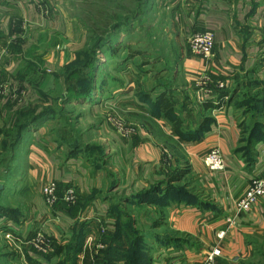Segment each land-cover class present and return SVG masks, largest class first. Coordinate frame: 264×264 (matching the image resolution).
<instances>
[{
  "label": "crops",
  "instance_id": "obj_1",
  "mask_svg": "<svg viewBox=\"0 0 264 264\" xmlns=\"http://www.w3.org/2000/svg\"><path fill=\"white\" fill-rule=\"evenodd\" d=\"M69 2L0 0V264H83L87 252L95 264H199L215 249V264H241L263 253L264 197L248 212L238 203L264 177V0L176 1L183 55L173 72H136L135 87L126 70L109 91L67 100L84 45ZM207 30L215 47L204 58L189 38ZM160 97L175 101L180 131ZM80 102L101 155L79 127L55 130ZM213 148L223 171L204 163ZM40 233L47 249L33 244Z\"/></svg>",
  "mask_w": 264,
  "mask_h": 264
},
{
  "label": "rangeland",
  "instance_id": "obj_2",
  "mask_svg": "<svg viewBox=\"0 0 264 264\" xmlns=\"http://www.w3.org/2000/svg\"><path fill=\"white\" fill-rule=\"evenodd\" d=\"M152 1L157 4H151ZM176 1L186 0H70L68 12L81 23L84 31L81 62L92 64L87 83L105 93L119 84L126 70L133 77L135 87L137 73L159 77L163 69L173 72L183 55L178 30L172 20ZM108 21L111 26L105 28ZM117 23L122 26L113 31L111 27ZM133 51L139 54L132 55ZM82 102H88V99ZM82 102L77 103L76 108H69L74 107L70 103L65 105L67 108L61 112V126L55 130L65 125L69 133L70 129L79 127L83 130L84 144L89 143L93 152L101 155L104 151L101 141L93 131L84 132L90 123L85 110L90 104ZM55 104L52 102L51 105L55 108ZM67 138L72 137L67 135ZM241 264H264V252Z\"/></svg>",
  "mask_w": 264,
  "mask_h": 264
},
{
  "label": "built area",
  "instance_id": "obj_3",
  "mask_svg": "<svg viewBox=\"0 0 264 264\" xmlns=\"http://www.w3.org/2000/svg\"><path fill=\"white\" fill-rule=\"evenodd\" d=\"M189 46L191 51L200 57L209 58L213 54L215 47V35L212 31H201L194 33L189 38ZM116 127H121L119 120L111 118ZM204 163L208 169L211 171H223L225 169V160L222 152L218 148H213L204 157ZM45 199L50 207H54L58 201L59 197L57 195V185L51 183L46 187ZM264 197V177H254L251 181L250 189L242 197L238 203V208L241 212H248L251 206ZM64 200L69 204H74L78 200V195L74 189H68L64 195ZM224 232L220 233V238L224 236ZM7 238L13 239L11 234H6ZM36 248L47 249L50 247V240L45 237L42 233L38 234L36 239L33 241ZM220 254L219 249H215L212 253L208 255L204 262L199 264H215L216 256Z\"/></svg>",
  "mask_w": 264,
  "mask_h": 264
},
{
  "label": "trees",
  "instance_id": "obj_4",
  "mask_svg": "<svg viewBox=\"0 0 264 264\" xmlns=\"http://www.w3.org/2000/svg\"><path fill=\"white\" fill-rule=\"evenodd\" d=\"M148 2V0H147ZM150 2V0H149ZM147 4V3H145ZM105 28H109L111 26V22L108 21L106 22V24L104 25ZM122 26V23H117L115 25H113L111 28H113V31L118 30L119 27ZM102 38V37H100ZM132 55H138V52L133 51ZM82 56V54L80 55ZM82 60V58H81ZM80 61H77V63L74 65L76 68L72 71V81L71 83L68 85V99L70 100L71 98H78V97H88L89 94L91 93L93 87H92V83H87L88 82V73L90 70V67L92 64H85L82 63ZM99 60V59H98ZM98 62V61H95ZM93 62V64L95 63ZM86 69V70H85ZM90 84V85H88ZM156 106L158 108H162L163 110H165L166 115L168 116V118H170L174 125L176 126V128L178 129V131H180V127L182 125V121L181 119L176 115L175 113V101L172 98H168V97H160L159 101L156 103ZM55 108L52 107L51 110H53ZM46 116H43V114H41V119L45 118ZM38 119V117L36 118ZM35 119V120H36ZM26 127L24 125H19V127H17V129H13V131L11 132V138H13L14 140H20V135L22 133V130H24ZM12 149V148H11ZM12 150H16L15 147ZM59 202V201H58ZM83 264H95L94 261H92V258L90 257V253L87 252L84 263Z\"/></svg>",
  "mask_w": 264,
  "mask_h": 264
},
{
  "label": "water",
  "instance_id": "obj_5",
  "mask_svg": "<svg viewBox=\"0 0 264 264\" xmlns=\"http://www.w3.org/2000/svg\"><path fill=\"white\" fill-rule=\"evenodd\" d=\"M4 188H5L4 184L0 183V194L4 191Z\"/></svg>",
  "mask_w": 264,
  "mask_h": 264
}]
</instances>
